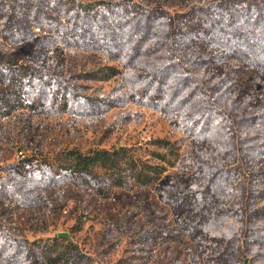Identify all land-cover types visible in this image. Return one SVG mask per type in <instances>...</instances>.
<instances>
[{
    "label": "rangeland",
    "instance_id": "374dc122",
    "mask_svg": "<svg viewBox=\"0 0 264 264\" xmlns=\"http://www.w3.org/2000/svg\"><path fill=\"white\" fill-rule=\"evenodd\" d=\"M59 1L53 7L52 0H0V57L15 68L14 77L7 76L10 83L0 78V96L14 98L25 76L49 72L84 94L106 98L107 108L78 115L17 104L0 116L1 178L20 180L37 200L25 205L12 195L0 196V227L30 244L72 243L74 252L88 258L85 264H264V246L253 243L249 230L255 226L260 233L255 231V237L264 240V219L253 214L258 208L264 214V70L233 58L204 63L201 55L209 47L186 40L198 34L200 14L210 18L201 7L224 1L233 8L247 1L114 0L137 12L129 28L149 38L143 43L146 52L132 55L127 67L102 51L64 42L73 32L65 14L80 3L99 0ZM174 50L191 66V89L197 90L180 107L183 112L203 94L230 118L196 138L184 132L186 127L197 130L196 125L187 126L191 119L178 120L180 113L130 97ZM108 64L119 65L122 73L108 76ZM121 146L152 162L163 161L149 152L165 153L173 164L157 182L121 187L105 181L101 188L70 178L41 185L3 169L24 158L35 168L42 160L57 165L72 150ZM223 176H230L226 195L212 197L206 189ZM172 197L176 203L168 201ZM183 198L188 203L179 208ZM0 264L11 263L0 259Z\"/></svg>",
    "mask_w": 264,
    "mask_h": 264
},
{
    "label": "trees",
    "instance_id": "16d2710c",
    "mask_svg": "<svg viewBox=\"0 0 264 264\" xmlns=\"http://www.w3.org/2000/svg\"><path fill=\"white\" fill-rule=\"evenodd\" d=\"M246 1V4H238L233 8L227 7L224 1L214 2L209 7H201L205 10L204 12L210 14V18L207 20L200 14L196 24L198 34H189L190 37L186 40L199 41L209 47L210 52L201 55L204 63L226 62L233 58L264 70V0ZM59 3V0H52L53 7H58ZM131 9L132 7L114 0L80 3L71 14H65L73 32L70 34V40L64 38V42L85 49L102 51L109 58L117 60L123 67H127L132 55L146 52L147 49L143 43L149 40L147 33L138 34V31L129 28L137 21V16H133L137 12L133 13ZM144 12L149 11L146 9ZM156 12L161 14L160 11ZM156 15L158 14H153L154 17H157ZM63 25L67 28L66 24ZM105 69L108 76L122 73L121 67L116 64H108ZM14 72L15 68L0 57V78L10 83L11 78L7 76L14 77ZM191 72L189 63L183 62L179 52L174 50L167 56L166 61L156 68L153 78L146 81L142 89L139 87L133 90L130 97L137 103L155 109L170 111L173 114L180 113L178 120L191 119L187 126L190 128L196 125L197 130L190 131L186 127L184 132L189 138H196L201 133L214 130L223 123L224 117L229 118V116L224 111L222 116L218 106L209 97L204 100L203 94L196 97V101L187 108L188 112H183L184 110L180 107L189 103L197 93V90L191 89L193 86L190 81ZM168 77H174V80L166 84L165 80ZM25 78L26 80L20 85L22 89L21 87L17 89L14 98L0 96V116L11 113L12 106L17 104L46 111L61 109L78 115L92 113L94 108L102 110L107 108L106 98L99 99L84 94L60 76L34 71ZM188 88H190L189 91H187ZM253 119L254 117L250 120ZM261 119L260 117L257 120L261 121ZM177 123L174 122L175 125ZM163 147L168 151L169 142H165ZM149 154L163 162H152L149 157L138 154L134 148L121 146L113 150L97 148L86 153L72 150L65 153L63 162L57 165L48 160H42L35 168L30 165V158H24L15 164H6L3 169L11 176H20L31 181L37 180L41 185L70 178L77 184L96 188H101L105 181L116 186L132 187L137 184L147 185L157 182L162 178L167 166L173 164L166 158L165 153L151 151ZM1 176L0 196L12 195L19 204L25 205L37 202L24 190L20 180L1 178ZM227 177L223 176L217 182L210 183L206 191L210 192L212 197H224L230 182ZM168 201L176 203L173 197ZM186 203H188L187 200L183 198L177 206L183 208L187 205ZM260 209L253 210V214L257 215V219H264ZM249 230H253V243L262 242L264 246V240L255 237V231L259 233V230L255 226ZM63 239L68 238L63 237ZM76 249L69 242L46 244L34 241L30 244L27 239L13 235L0 227V259L11 264L87 263L88 258L78 250L74 252ZM225 249L231 248L227 245Z\"/></svg>",
    "mask_w": 264,
    "mask_h": 264
}]
</instances>
